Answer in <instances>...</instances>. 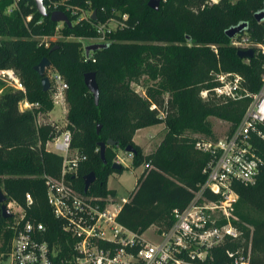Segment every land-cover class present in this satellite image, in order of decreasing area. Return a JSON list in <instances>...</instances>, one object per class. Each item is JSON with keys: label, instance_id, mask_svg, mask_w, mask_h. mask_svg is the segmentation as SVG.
<instances>
[{"label": "trees", "instance_id": "1", "mask_svg": "<svg viewBox=\"0 0 264 264\" xmlns=\"http://www.w3.org/2000/svg\"><path fill=\"white\" fill-rule=\"evenodd\" d=\"M42 1L45 10L51 11ZM206 1L158 0L157 7L151 8L147 0H65L94 9V20L127 15L125 27L107 33L104 45L85 56L81 38L95 35L90 21H74V15L58 5L70 19L68 26L40 15L33 0H18L10 11L6 7L12 0H0V68L13 69L24 86L23 92L0 78V190L6 201L12 198L23 207V219L43 224V236L49 242L61 248L69 245L63 242L65 237L72 241L46 202L43 176L59 175L61 155L45 149L44 143L63 129L70 133V147L84 155L76 173L68 175L80 192L82 176L92 171L94 179L85 193L114 196V189L105 186L106 178L125 166L111 167L112 156L118 148H133L130 166L143 168L116 216L132 230L140 232L151 224L166 228L172 220L171 209L183 206L203 180L207 155L194 148L195 140L201 139L196 134L215 138L209 116L226 120L230 129L248 100L214 95L215 72H237L242 85L254 91L262 69L263 56L256 51L246 59L238 57L237 47L230 43L233 35L227 36L225 29L244 23L235 34H246L252 42L260 40L264 29V17L253 16L264 10V0ZM55 33L58 37L47 45L37 37ZM43 56L49 60L45 73L51 68L66 83V122L61 127L54 121H36L37 113L53 106L51 86L42 90L33 69ZM86 71L94 73L96 103L83 82ZM132 82L141 85V93ZM203 89L205 97L199 94ZM23 100L30 107L19 108ZM157 122H163L164 133L156 147L143 152L132 141L133 133ZM107 138L113 143L105 144L103 161L98 142ZM255 148L263 162L252 183L234 184L237 197L232 213L243 247L249 243V263L264 264V141L256 139ZM25 192L32 198L28 207ZM15 219L14 213L0 216V249L7 248Z\"/></svg>", "mask_w": 264, "mask_h": 264}, {"label": "built area", "instance_id": "2", "mask_svg": "<svg viewBox=\"0 0 264 264\" xmlns=\"http://www.w3.org/2000/svg\"><path fill=\"white\" fill-rule=\"evenodd\" d=\"M17 1L12 0L6 10L10 11ZM46 4L52 10L62 6L74 15V21H90L100 42L106 41V34L113 29L126 26L125 12L119 18L94 20L91 12L82 17L81 7L69 5L65 0H46ZM28 18L26 15L25 19ZM113 19L115 25L109 23ZM56 34L37 37L47 45L45 38L57 37ZM230 43L237 48L251 47L253 53L257 51L263 56L259 86L249 91L242 85L239 73L220 69L215 72L218 83L211 88L214 95L230 100L248 97V100L238 120L223 135L195 140L194 148L207 155L201 169L204 177L183 206L171 209L172 220L166 228L157 229L151 224L149 235L132 230L116 219L126 197L116 200L115 195L78 191L68 175L76 173L78 161L84 155L71 152L70 133L63 129L44 143L45 149L61 155L59 175L43 176L46 202L72 241L65 237L63 242L69 245L61 248L49 242L43 236V224L23 219L20 206L21 212L13 223L14 233L7 248L0 249V264H250L249 243L243 247L241 230L233 223L232 211L237 197L234 184L252 183L263 162L255 140L264 141V29L257 42L249 41L246 34H234ZM0 78L24 92L13 69L0 68ZM49 84L52 101L63 99L66 83L58 73H51ZM199 94L205 97L206 90ZM31 203L30 194L25 192L24 206Z\"/></svg>", "mask_w": 264, "mask_h": 264}, {"label": "rangeland", "instance_id": "3", "mask_svg": "<svg viewBox=\"0 0 264 264\" xmlns=\"http://www.w3.org/2000/svg\"><path fill=\"white\" fill-rule=\"evenodd\" d=\"M81 9H82L81 15H83L82 17H87L86 15L92 11V9L87 7V6H83V7H81ZM112 17L116 18V16H112ZM115 22L116 21L114 19L109 21V23L111 25H115ZM56 35H59V34L57 33ZM54 38H55V36L51 37V38L47 37L45 39L49 40V39H54ZM39 42L43 43V39H39ZM81 42L84 46V45L89 44V43L100 42V40L95 35H92V36H83L81 38ZM3 69H8V68H3ZM52 72H54V70L49 68L47 70V73H46L50 80H51V73ZM131 85L134 87L135 90H137L138 92L141 93L142 87H141V85H139V83L135 84L132 82ZM64 105L66 106L65 102H64ZM65 111H66V109H65ZM50 115H53L56 118V120H52L51 118H49ZM208 118L210 119V121L212 123V130L215 132V137L221 136L226 132L228 124H229L226 120H224L222 118L215 117V116H209ZM36 121L37 122L54 121L56 124H58V126L61 127L65 124L66 119L64 118V116L61 117L59 107L54 108V106H53L50 109L49 115L47 114V112L37 113L36 114ZM163 133H164L163 122H157L155 124L143 126V127H140L139 129H136V131H134V133H133L132 141L134 143H136L138 146H140V149L142 151L151 150L154 147H156V145L159 143V140H160ZM196 135H199L201 138L208 137V136H202L203 134H201V133H198ZM47 147H50L49 143L47 144ZM71 152H76V150L71 147ZM130 157H131L130 152L124 151L123 149H119V148L115 150V153L112 156V162L115 161V162L125 166V168H123L120 172L113 171L106 178L105 186L107 188L114 189V191L116 192V195H117V196H115L116 200H118L120 197H126L127 196L128 192L132 189V187L134 185V182L136 180L137 175L141 172V168H143V165H139L137 167H131L130 166ZM5 204H6L7 208L9 209V211L11 213H14V218H16L18 213L21 212V207L12 198H8L7 201H5ZM232 215L234 216L233 219H237L234 213ZM240 223H241V221H240ZM242 224L249 227V225L245 222L244 223L242 222ZM152 227H153L152 225H149L147 228L142 230V232L145 235L146 234L149 235L150 234L149 230Z\"/></svg>", "mask_w": 264, "mask_h": 264}, {"label": "water", "instance_id": "4", "mask_svg": "<svg viewBox=\"0 0 264 264\" xmlns=\"http://www.w3.org/2000/svg\"><path fill=\"white\" fill-rule=\"evenodd\" d=\"M33 1H34L36 9L40 15H43V16L46 15L52 21H60V22L65 23L68 26L71 25L70 19L64 11H62L60 9H53V10L47 12L45 10V7H44L42 0H33ZM157 3H158V0H147V4L151 8H156ZM94 13H95V10L92 9L91 16H90L92 19L95 18ZM253 16L255 17V19H259L261 17H264V10L255 13ZM243 26H244V23H238L234 26L228 27L227 29H225V34L230 37V36L234 35L236 32L240 31ZM103 45L104 44L101 42H94V43L86 44V45H84V52L87 53L89 50H93V49L98 48V47L103 46ZM236 54L240 58H248V57H251L253 55V49L251 47L237 48ZM48 65H49V60L45 56L41 57L33 65V69L39 75V81H40V85H41L42 90H47L49 88V85H50L49 84V78H48L47 74L45 73V68ZM82 78H83L84 84L86 85L88 90L91 91V93L93 95V101L96 103V101H97V85L95 82L94 73L92 71H86L83 73ZM97 129H98V125L96 126V130ZM112 143H113V141L109 138H107L105 141H99L98 142L99 156L103 161H104V158H103L104 146H105V144H112ZM124 151H128L131 153L133 151V148L130 145H126L124 147ZM111 167L118 168L119 163L113 161V162H111ZM93 179H94V173L92 171H89L82 176V181H83L82 190L83 191H85L87 189L88 185L90 184V182ZM5 201H6V195L0 190V216L3 218L9 217L11 215V212L7 208Z\"/></svg>", "mask_w": 264, "mask_h": 264}, {"label": "crops", "instance_id": "5", "mask_svg": "<svg viewBox=\"0 0 264 264\" xmlns=\"http://www.w3.org/2000/svg\"><path fill=\"white\" fill-rule=\"evenodd\" d=\"M49 78V77H48ZM49 82L51 83V80L49 79ZM53 106H54V108L55 107H59V109H60V114H61V117H63L64 116V112H65V105H64V100L63 99H61V98H58V100L56 101V102H53ZM52 106V107H53ZM23 107H30V103L29 102H27L26 100H23V101H21L20 103H19V108H23ZM49 113H50V110L49 111H47V114L49 115ZM56 116V115H55ZM49 118H51L52 120H56V118L53 116V115H50V117ZM139 129V128H138ZM136 131V130H135ZM133 139V138H132ZM148 151H150V150H146V151H143V152H148ZM141 170H142V168H141ZM140 172V171H139ZM115 196H117L116 195V192H115Z\"/></svg>", "mask_w": 264, "mask_h": 264}]
</instances>
